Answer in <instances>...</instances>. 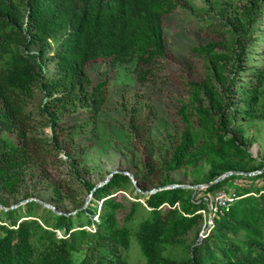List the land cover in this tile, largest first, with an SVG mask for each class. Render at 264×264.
Masks as SVG:
<instances>
[{
  "label": "trees",
  "instance_id": "obj_1",
  "mask_svg": "<svg viewBox=\"0 0 264 264\" xmlns=\"http://www.w3.org/2000/svg\"><path fill=\"white\" fill-rule=\"evenodd\" d=\"M215 7L226 20L200 25L203 39L174 67L165 21L177 11L191 16L194 0H0V203L8 208L0 207V264H135L134 250L140 264H264V184L228 189L236 198L216 211L198 196L237 177L264 181V159L251 155L246 127L264 119V63L247 61L264 43V0ZM121 65L133 66L134 84L117 103L131 163L97 186L78 163L81 149L96 144V122ZM248 69L253 82L235 86ZM171 72L182 91L159 94L158 82ZM157 121L162 130L153 133ZM65 163L99 204L57 213L30 192V182L45 184L54 199L47 204L59 211L65 184L52 177ZM202 165L206 177L190 185L228 171L261 172L149 193L153 185L184 184L172 173ZM134 191L133 200L122 195ZM18 194L33 200L11 208L6 197ZM203 212L213 224L188 244Z\"/></svg>",
  "mask_w": 264,
  "mask_h": 264
},
{
  "label": "rangeland",
  "instance_id": "obj_2",
  "mask_svg": "<svg viewBox=\"0 0 264 264\" xmlns=\"http://www.w3.org/2000/svg\"><path fill=\"white\" fill-rule=\"evenodd\" d=\"M229 0H194L195 11L191 16L187 17L186 14L177 11L166 18L165 21V30H166V42L169 51V59L170 63H173L174 67L177 66L176 61L186 60L185 58L188 56L187 50L189 47L194 46L198 43L203 36L199 33L198 28L202 24H206L209 22H219L222 23L226 20L225 16H221L218 12V8L215 7L217 2L222 3L223 6L226 5V2ZM238 0H235V2ZM264 50V43H258L257 49L255 52L250 55L248 61V65L251 67L256 64L264 63V54L261 53ZM261 55V58H260ZM132 65H121L117 69L116 76L113 80V83L110 87L107 109L106 111L99 116L97 124V141L96 144L89 149H81L83 152L81 156L83 158V162L78 163L80 166V170L82 171L83 178L89 180L91 183H95L97 186H101L102 183L110 176L113 171L119 169H125L130 165V158L127 155L124 148H122V142H126L128 139V134L126 133L124 127L122 126L123 118L122 115L119 114L117 103L121 100V98L127 97L129 95L128 92L123 90L124 87H131L133 83V74H132ZM249 69L245 71V81H236V85L239 84H248L249 82H253L255 79L252 77V74L249 73ZM232 76V75H231ZM167 82L164 84L162 82H158L161 87H158L157 92L159 94L168 92L173 89L175 86V91L172 94H177L181 92V87L178 84H175L179 79L180 75L171 72L168 76ZM172 80L174 85L167 86L166 84L169 80ZM264 88V83L262 84ZM35 99L38 101L42 100V95H37ZM259 111L262 112L264 110V97L259 103ZM165 108L169 110V112L175 111L176 104L175 102H171V104H166ZM94 124V123H90ZM154 126H156L154 128ZM153 126V133H160L162 130V124L160 121H157ZM247 127V135L252 139L250 144V153L253 157L258 159H264V119H257L252 122L246 123ZM90 128V126H89ZM42 132H44L47 136H51V127L47 123H43L40 126ZM118 142V143H117ZM120 144V145H119ZM77 154L78 150H77ZM60 156L65 158L64 153H61ZM255 165V163H251L250 166ZM208 171V167L206 165H202L198 170H180L172 173L171 177L176 181L184 180V184L190 185L192 181H203L206 177ZM54 180H60L65 184V193L66 196L62 198L60 206V212L65 214H75V212L84 208L88 203L99 204L101 200H94L92 194L87 190L84 186H82L79 180H74L71 175V170L67 163L63 164L60 171L56 173L53 177ZM198 184H206V183H198ZM264 184L263 180L255 181L250 178H235L232 181L225 185L220 189H231L234 190L237 187H249V186H259L261 187ZM29 190L33 192V195L38 196L39 199L43 202H53L52 192L50 189L45 187V184H39L37 187L33 183H29ZM195 185V184H194ZM197 185V184H196ZM154 185L148 191H153L156 189ZM160 188V187H159ZM203 189V188H200ZM219 191V189L217 190ZM206 193V195L199 193L198 196H203L205 199H209V207L211 205L218 206L219 203H216V199L218 201H223V199H219L217 196L218 192ZM216 193V194H215ZM69 194L71 197H69ZM133 194L124 192V195L127 199L133 200ZM8 203L12 204V206L17 207L18 203H21V195L18 194L16 196L6 197ZM213 200V201H211ZM216 203V204H215ZM50 204V203H49ZM22 205V204H20ZM42 205V204H41ZM222 205V204H220ZM19 206V205H18ZM44 207V206H42ZM37 213L40 214V208L37 209ZM211 214L207 212H203V218L198 222V224L187 234L186 239L187 243L194 242L197 237H200L202 232H204L209 225ZM94 220H97V216H93ZM87 229L94 228V225L86 226ZM58 236L62 235L61 230H57ZM137 248V245L133 246ZM138 249V248H137ZM133 259L135 264H140L142 259L140 254L134 250L133 251Z\"/></svg>",
  "mask_w": 264,
  "mask_h": 264
},
{
  "label": "water",
  "instance_id": "obj_3",
  "mask_svg": "<svg viewBox=\"0 0 264 264\" xmlns=\"http://www.w3.org/2000/svg\"><path fill=\"white\" fill-rule=\"evenodd\" d=\"M259 172H261V171H254V172H245V171H228V172L222 174L221 176H219L218 178H216L214 181L209 182V183H206V184H202V185H201V184H197V185H188V184H170V185H167V186H164V187L156 188V189H154L153 191H149V193H153V192H155L156 190H160V189H164V188H174V187L194 188V189L205 188V187L211 185L212 183H215V182L221 181V180H223L224 178H226V177H228V176H230V175H238V174L254 175V174L259 173ZM125 173L130 175V177H131L132 180H133V183L137 186V181L135 180L134 176H133L132 174H130L128 171H125ZM111 175H112V173L110 174V176H111ZM110 176H109V177H110ZM109 177H108V178H109ZM108 178H107L102 184H104V183L108 180ZM137 188L139 189L138 186H137ZM139 190H140V189H139ZM29 200H33V198H29V199L23 200L21 203H18V205H20V204H24V203H26V202L29 201ZM35 200H36V199H35ZM38 201L41 202L44 206H46V207H50V208L54 209L57 213H62V212H60V211H57V210L55 209V207H54L53 205H51V204H47V203H45V202H43V201H41V200H38ZM18 205H16V206H18ZM0 207L3 208V209H5V210L8 209L7 207L3 206L1 203H0ZM14 207H15V206H12L11 208H14Z\"/></svg>",
  "mask_w": 264,
  "mask_h": 264
},
{
  "label": "built area",
  "instance_id": "obj_4",
  "mask_svg": "<svg viewBox=\"0 0 264 264\" xmlns=\"http://www.w3.org/2000/svg\"><path fill=\"white\" fill-rule=\"evenodd\" d=\"M206 188V187H205ZM218 192V198L219 199H223V201H218L217 199H216V203L218 202L219 204H222V205H225V204H227L228 202H230V201H232L234 198H236L235 197V195H234V193H230V192H228L226 189H219V191H217ZM216 194V193H215ZM210 208H212L213 209V211H216V206H212L211 205V207ZM213 224V221H212V216H210V221H209V225L208 226H210V225H212ZM203 235H204V232H202V234L200 235V237L202 238L203 237Z\"/></svg>",
  "mask_w": 264,
  "mask_h": 264
}]
</instances>
